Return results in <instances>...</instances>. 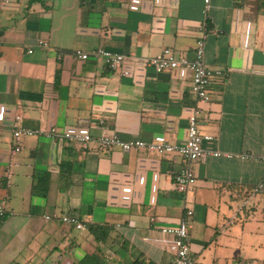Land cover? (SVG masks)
<instances>
[{
	"label": "crops",
	"instance_id": "crops-1",
	"mask_svg": "<svg viewBox=\"0 0 264 264\" xmlns=\"http://www.w3.org/2000/svg\"><path fill=\"white\" fill-rule=\"evenodd\" d=\"M197 40L203 65L220 72L197 117L212 136L203 148L220 156L196 164L192 191L179 194L176 155L97 140L182 144L190 77L144 62L163 48L190 60ZM97 48L124 56L120 74L73 56ZM51 128L91 140L82 148L40 134ZM16 130L37 134L16 139ZM263 153L264 0H0V264H174L160 230L186 210L194 261L264 264Z\"/></svg>",
	"mask_w": 264,
	"mask_h": 264
},
{
	"label": "built area",
	"instance_id": "built-area-1",
	"mask_svg": "<svg viewBox=\"0 0 264 264\" xmlns=\"http://www.w3.org/2000/svg\"><path fill=\"white\" fill-rule=\"evenodd\" d=\"M207 5L208 0H202ZM36 46L47 50V43L42 40L36 42ZM31 53V50H27ZM73 56L84 62L89 58L102 59L107 70L110 73L120 74V67L123 63L124 56L118 53H113L101 48H97L90 52L80 50L73 51ZM203 57V42L197 40L194 46L192 59L188 60L182 54L175 55L173 51L163 48L160 53L154 57L145 60L144 65L151 68L155 73L169 72L172 70H182L190 77V91L193 95L195 107L193 112L187 119V135L185 141L180 145L169 143L163 136H155L144 141L139 139L122 140L112 136H101L98 138V145L102 149L116 148L122 153H130L133 151L143 150L148 154L157 156L176 155L180 159V167L172 176V183L177 193L184 194L192 191L195 185L194 166L200 163L204 157H219L220 153L213 150L203 148L204 143L212 141V136L203 134L198 127L197 117L202 112V107L209 103L207 87L213 77H219V71L207 69L202 62ZM59 58V57H58ZM18 121L19 117L16 116ZM37 134L28 130H16L13 132L14 138L22 136H31ZM48 140H64L72 141L79 144L82 148L91 140L89 135L79 133H58L54 128L40 133ZM15 151L19 150L17 145ZM247 156H242L241 159H246ZM255 160L264 163V153ZM264 185V176L260 183L256 186L257 190H261ZM191 216V211L186 210L184 215L179 219L178 223L173 227H167L160 230L164 235L170 237L168 241H164L167 246V251L174 257V264H199L190 256L189 248L186 241L187 237V218ZM6 217L3 207L0 205V225ZM49 217H45L48 220ZM60 221L66 225L72 226L75 229H82V225L74 217H59ZM104 264H113L107 260Z\"/></svg>",
	"mask_w": 264,
	"mask_h": 264
},
{
	"label": "trees",
	"instance_id": "trees-1",
	"mask_svg": "<svg viewBox=\"0 0 264 264\" xmlns=\"http://www.w3.org/2000/svg\"><path fill=\"white\" fill-rule=\"evenodd\" d=\"M86 228H87V230L88 231H90V232H92L93 234L99 229V227H97V226H86Z\"/></svg>",
	"mask_w": 264,
	"mask_h": 264
}]
</instances>
